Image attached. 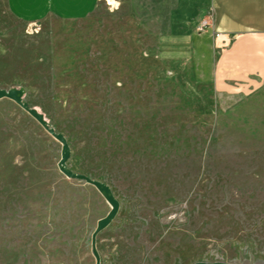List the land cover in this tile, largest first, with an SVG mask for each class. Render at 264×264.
I'll list each match as a JSON object with an SVG mask.
<instances>
[{
    "label": "rangeland",
    "instance_id": "rangeland-1",
    "mask_svg": "<svg viewBox=\"0 0 264 264\" xmlns=\"http://www.w3.org/2000/svg\"><path fill=\"white\" fill-rule=\"evenodd\" d=\"M170 4L100 0L68 23L5 17L26 46L16 47L22 69L0 71V85L24 88L65 137L68 169L118 201L95 238L100 264H264V89L216 96L158 62L163 28L141 24H163ZM61 148L0 100V264L96 263L92 234L111 207L59 171Z\"/></svg>",
    "mask_w": 264,
    "mask_h": 264
},
{
    "label": "crops",
    "instance_id": "crops-1",
    "mask_svg": "<svg viewBox=\"0 0 264 264\" xmlns=\"http://www.w3.org/2000/svg\"><path fill=\"white\" fill-rule=\"evenodd\" d=\"M99 1L0 0V71L22 69L16 47L26 46V36L9 37L5 17L24 26L77 22L88 18ZM141 28H163L156 34V60L182 67V74L195 75L216 96H248L264 89V0H171L163 24L152 20ZM215 34L230 39L223 50L213 49Z\"/></svg>",
    "mask_w": 264,
    "mask_h": 264
},
{
    "label": "water",
    "instance_id": "water-1",
    "mask_svg": "<svg viewBox=\"0 0 264 264\" xmlns=\"http://www.w3.org/2000/svg\"><path fill=\"white\" fill-rule=\"evenodd\" d=\"M25 93L24 88H10V89H2L0 88V100L1 99H9L20 106L23 110H25L50 136H52L56 141L61 144V159L58 162L59 171L69 179L83 181L94 188L103 196L105 201L110 205L111 210L109 213L102 219L97 222V226L95 231L92 234L91 238V250L92 254L95 258V264H100V256L96 250L95 238L96 235L102 231L104 228L108 226V224L113 220L116 216L119 203L112 194V191L108 185L105 183L92 180L89 177L76 174L68 169L66 162L70 156V149L67 144L65 137L61 133H57L54 128L44 119V116L39 113L36 109L31 108L26 101L23 99V95Z\"/></svg>",
    "mask_w": 264,
    "mask_h": 264
},
{
    "label": "built area",
    "instance_id": "built-area-1",
    "mask_svg": "<svg viewBox=\"0 0 264 264\" xmlns=\"http://www.w3.org/2000/svg\"><path fill=\"white\" fill-rule=\"evenodd\" d=\"M230 39L226 34H215L212 47L214 50H223L229 45Z\"/></svg>",
    "mask_w": 264,
    "mask_h": 264
},
{
    "label": "snow or ice",
    "instance_id": "snow-or-ice-1",
    "mask_svg": "<svg viewBox=\"0 0 264 264\" xmlns=\"http://www.w3.org/2000/svg\"><path fill=\"white\" fill-rule=\"evenodd\" d=\"M109 3H112L115 5V0H109Z\"/></svg>",
    "mask_w": 264,
    "mask_h": 264
}]
</instances>
